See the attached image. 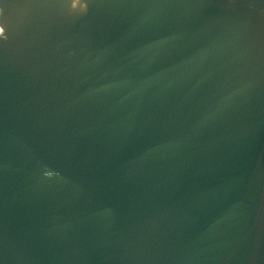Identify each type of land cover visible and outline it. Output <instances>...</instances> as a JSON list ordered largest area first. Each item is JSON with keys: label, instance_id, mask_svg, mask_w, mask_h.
<instances>
[{"label": "water", "instance_id": "obj_1", "mask_svg": "<svg viewBox=\"0 0 264 264\" xmlns=\"http://www.w3.org/2000/svg\"><path fill=\"white\" fill-rule=\"evenodd\" d=\"M0 264H264V0H0Z\"/></svg>", "mask_w": 264, "mask_h": 264}, {"label": "bare ground", "instance_id": "obj_2", "mask_svg": "<svg viewBox=\"0 0 264 264\" xmlns=\"http://www.w3.org/2000/svg\"><path fill=\"white\" fill-rule=\"evenodd\" d=\"M25 5H26V4H25ZM25 5H24V6H25ZM24 6H22V8H21L19 11L16 12V14H21V15H22V18L20 17V15H17V17H18L23 23H24L25 19H27L28 16H29V14H27V12L25 11ZM44 6L47 7L46 4H44Z\"/></svg>", "mask_w": 264, "mask_h": 264}]
</instances>
